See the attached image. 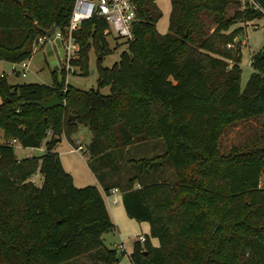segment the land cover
Wrapping results in <instances>:
<instances>
[{
    "label": "trees",
    "instance_id": "obj_1",
    "mask_svg": "<svg viewBox=\"0 0 264 264\" xmlns=\"http://www.w3.org/2000/svg\"><path fill=\"white\" fill-rule=\"evenodd\" d=\"M137 2L135 38L112 67L100 61L110 52L101 16L74 32L81 48L72 64L83 74L93 46L101 56L97 88L68 83L65 90L56 71L53 84L13 85L0 72V264H68L91 252L120 264L103 241L116 228L105 199L114 188L127 214L150 224L146 240L134 243L133 264H264V132L221 151L228 123L264 115V47L252 56L254 72L243 89L240 47L232 48L242 27L231 31L264 13L240 0H172L169 31L161 33L157 0ZM74 3L0 0V59H30L44 30L66 31ZM54 95L64 104L44 108ZM82 126L92 133L91 161L156 139L165 151L128 159L141 174L124 186L104 174L105 193L93 184L79 187L55 148L64 136L73 143ZM13 140L24 147L45 142L47 149L19 158ZM166 162L176 179L146 182ZM38 171L41 186L33 180Z\"/></svg>",
    "mask_w": 264,
    "mask_h": 264
},
{
    "label": "rangeland",
    "instance_id": "obj_2",
    "mask_svg": "<svg viewBox=\"0 0 264 264\" xmlns=\"http://www.w3.org/2000/svg\"><path fill=\"white\" fill-rule=\"evenodd\" d=\"M159 8L162 12V17L157 23L158 30L161 33H167L169 31V18L172 9V0H157ZM264 8V7H263ZM234 9L229 10V16L232 15ZM258 26V27H255ZM242 27V32L236 38L234 43V50L240 47V65L242 67L241 87L244 89L251 74L254 72L252 67V56L261 51L264 47V19L253 20L248 22H236L232 25L231 31ZM242 38V39H240ZM110 52L106 53L101 61V65L112 67L117 61L121 59L123 51L128 49L127 41L122 37H116L115 35H106ZM241 41V42H240ZM237 42H240L237 43ZM52 43L46 41L43 44H37L34 48L32 57L28 59L30 71L26 76H23V65L19 63L15 65L12 62H8L0 59V72L7 74L8 81L15 85L20 83H46L53 84L54 76L53 72L56 71V79L63 81L64 78L67 83L79 87L85 90L97 88V80L99 75V59L100 54L93 46L89 54V71L87 74H83L80 68L75 67V72H69L66 69V73L61 69H65L66 64L59 54L58 48L54 46L55 53L57 55L59 69H55V66L51 63L47 55V44ZM56 45V44H55ZM232 63V61H230ZM16 67V70L14 69ZM105 94L110 92V87L105 86L101 89ZM3 97L0 95V104ZM221 136V151L222 153H228L234 145L245 143L249 138L260 135L264 132V115L248 120H235L228 123ZM92 139V133L87 128L82 126L77 133L73 135V144L82 146L80 152L71 153V144L64 136L58 143L55 150L59 152L63 166L65 170L72 174L75 184L79 187L86 185H97L104 192L103 183L100 175L107 174L106 180L110 183L119 182L124 186L130 179L135 176H140V166H134L127 162L131 158H143L153 157L161 154L165 151V143L163 139L150 140L147 142H141L134 144L131 147H126L121 152H118L116 156L107 155L102 159L91 161L90 154L87 151V147ZM4 140L3 131H0V142ZM16 153L18 157H27V152L42 155L46 151V144L43 143V150L27 149L23 147L20 142L14 143ZM32 150V151H31ZM118 157V159H117ZM165 166L158 171L149 172L146 182L150 181V178L155 177L153 181H172L176 179V174L171 163L166 162ZM113 169V170H112ZM159 170L161 172H159ZM113 171V172H112ZM115 171V172H114ZM161 173V175L158 174ZM158 177V178H156ZM103 179V178H102ZM34 182L41 186L43 183V176L38 171L33 176ZM262 181L264 182V172L262 174ZM118 204H114L112 200L108 203V208L119 206L121 213L117 214L116 228L110 232L103 234L104 244L109 248H114L118 252V258L121 264H133L130 258V253L134 248V243L139 239L141 234L150 235V224L147 221H138L131 218L123 205L120 195L118 196ZM111 211V210H110ZM154 245H159L157 238H151ZM128 249L129 254L122 251V247ZM68 264H105V259H100L97 252H91L89 255H84L80 258L72 260Z\"/></svg>",
    "mask_w": 264,
    "mask_h": 264
},
{
    "label": "built area",
    "instance_id": "obj_3",
    "mask_svg": "<svg viewBox=\"0 0 264 264\" xmlns=\"http://www.w3.org/2000/svg\"><path fill=\"white\" fill-rule=\"evenodd\" d=\"M243 8L248 5L261 10L264 13L263 6L257 0H240ZM95 16H101L107 23V28L104 30L105 35H115L116 37H122L126 41H131L135 38V23L138 18V2L137 0H75L72 15L69 21L66 31L62 29H56V32L52 37H47L45 34L40 36L38 44H43L46 41L52 42L56 47V39L59 38L62 48V58L66 64L65 69L69 72H75L76 65L72 64V61L79 57L80 43L77 40L74 32L77 31L84 21L89 20ZM258 27V26H255ZM231 46V45H229ZM57 48V47H56ZM23 65V76L27 75L30 71L29 62L25 60L21 62ZM15 65L19 63H14ZM79 68V67H78ZM16 70V67L14 68ZM68 83L66 82L65 90ZM16 140L12 141L14 144ZM261 186L264 187V182L261 180ZM119 191L118 188H114L110 193ZM108 193L107 199L110 200L111 194ZM113 203H117V199L112 200ZM139 240L144 242L146 236L141 235ZM123 250V248H122ZM125 251V250H124Z\"/></svg>",
    "mask_w": 264,
    "mask_h": 264
},
{
    "label": "water",
    "instance_id": "obj_4",
    "mask_svg": "<svg viewBox=\"0 0 264 264\" xmlns=\"http://www.w3.org/2000/svg\"><path fill=\"white\" fill-rule=\"evenodd\" d=\"M36 26L38 27V23H36ZM56 29H57V26L53 25L50 29L44 30V34L50 38L56 32ZM56 46L58 48L59 54L62 56L63 53H62L61 42L59 38L56 39ZM46 49H47V55H48L49 60L55 66V69H59L60 66L58 64L57 55L55 53L53 44L48 43ZM61 104H64V102L59 97V95H54L51 98L42 101V106L44 108H52L54 106L61 105Z\"/></svg>",
    "mask_w": 264,
    "mask_h": 264
},
{
    "label": "crops",
    "instance_id": "obj_5",
    "mask_svg": "<svg viewBox=\"0 0 264 264\" xmlns=\"http://www.w3.org/2000/svg\"><path fill=\"white\" fill-rule=\"evenodd\" d=\"M260 1V3L262 4V6L264 7V0H259ZM242 39V38H241ZM68 141H69V139H68ZM16 142H19V141H16ZM70 142V141H69ZM71 143V142H70ZM21 144V143H20ZM24 147V146H23ZM82 146H77V145H75V144H71V149H70V152L71 153H74V152H77V153H79L80 154V152L78 151V150H82L83 148H81ZM25 148H27V149H29V148H31V149H38V150H40V151H45V150H43V145L41 146V147H25ZM129 148V147H128ZM32 151V150H31ZM43 154H44V152H43ZM29 156H41V154L40 155H38V154H34V153H32V152H27V157H29ZM19 158H24V156L23 157H19ZM262 180V179H261ZM107 194V193H106ZM105 194V199H106V202L108 201V203H110V201L112 200V198L114 199V198H116L117 199V203H114V204H118V201H119V198H118V196L120 195V197H121V199H122V193H121V191L119 190V191H115L113 194L112 193H110L111 194V198H110V200L109 199H107V195ZM107 206H108V204H107ZM109 209V208H108ZM111 210V211H110ZM109 211H110V213H111V216H112V218H113V220L114 221H116L117 222V214L118 213H121V208H119V206H116V207H110V209H109ZM116 211H118V213H116ZM141 235H144V236H146V234H141ZM140 235V236H141ZM139 236V237H140ZM123 248V250L122 251H124L125 250V252H127L128 254H129V252H128V249L126 248V247H122ZM133 251V250H132ZM121 264V263H120Z\"/></svg>",
    "mask_w": 264,
    "mask_h": 264
}]
</instances>
